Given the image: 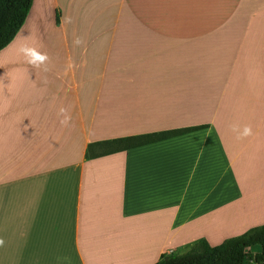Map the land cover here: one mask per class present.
Wrapping results in <instances>:
<instances>
[{"label":"crops","instance_id":"obj_1","mask_svg":"<svg viewBox=\"0 0 264 264\" xmlns=\"http://www.w3.org/2000/svg\"><path fill=\"white\" fill-rule=\"evenodd\" d=\"M260 224L264 0H32L0 51V264H154Z\"/></svg>","mask_w":264,"mask_h":264},{"label":"trees","instance_id":"obj_2","mask_svg":"<svg viewBox=\"0 0 264 264\" xmlns=\"http://www.w3.org/2000/svg\"><path fill=\"white\" fill-rule=\"evenodd\" d=\"M32 0H0V51L15 37L23 25ZM196 128L168 130L130 136L104 142L115 144L113 151L153 143ZM259 248L254 252L253 247ZM154 264H264V225L255 226L240 235L211 246L205 239L192 242L182 252L164 253Z\"/></svg>","mask_w":264,"mask_h":264},{"label":"clouds","instance_id":"obj_3","mask_svg":"<svg viewBox=\"0 0 264 264\" xmlns=\"http://www.w3.org/2000/svg\"><path fill=\"white\" fill-rule=\"evenodd\" d=\"M18 51L20 54H22L25 57L26 62L34 68H41L42 66L46 65V62L49 59L46 53H42L38 51L35 47H30L28 45H22L18 49ZM251 134H252L251 128L246 127L244 129L243 135L248 136Z\"/></svg>","mask_w":264,"mask_h":264},{"label":"rangeland","instance_id":"obj_4","mask_svg":"<svg viewBox=\"0 0 264 264\" xmlns=\"http://www.w3.org/2000/svg\"><path fill=\"white\" fill-rule=\"evenodd\" d=\"M260 225H264V224H260ZM260 225H258V226H260ZM254 227H255V226H254ZM251 228H252V227H251ZM240 233H241V232H240ZM230 237H231V236H225V237L223 238V240H224V239H227V238H230ZM219 242H220V241H216V242L214 241V243H219ZM189 245H190V244H189ZM189 245H188V246H189ZM188 246L186 247V249L188 248ZM258 250H259L258 247H253V251H254V252H257Z\"/></svg>","mask_w":264,"mask_h":264}]
</instances>
